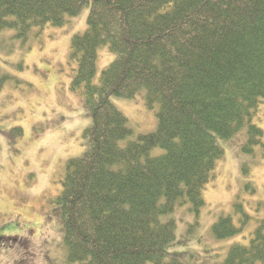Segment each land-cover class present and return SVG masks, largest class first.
Listing matches in <instances>:
<instances>
[{"label": "trees", "instance_id": "obj_1", "mask_svg": "<svg viewBox=\"0 0 264 264\" xmlns=\"http://www.w3.org/2000/svg\"><path fill=\"white\" fill-rule=\"evenodd\" d=\"M87 7L69 65L90 123L54 200L66 262L185 264L170 217L186 209L199 218L225 153L220 141L246 130L245 152L262 145L254 119L264 103V0H0V30L26 39ZM103 47L115 59L97 77ZM141 94L158 126L133 138L114 100ZM252 221L258 227L247 244H233L226 264H264V221L240 202L211 232L235 238Z\"/></svg>", "mask_w": 264, "mask_h": 264}, {"label": "rangeland", "instance_id": "obj_2", "mask_svg": "<svg viewBox=\"0 0 264 264\" xmlns=\"http://www.w3.org/2000/svg\"><path fill=\"white\" fill-rule=\"evenodd\" d=\"M89 11L26 39L0 30V264H68L54 200L66 164L83 152L90 123L83 96L71 89L69 65L71 40L87 28ZM114 59L108 47L99 50L97 77ZM114 103L129 119L133 138L157 130L156 114L142 94ZM254 123L264 132V103ZM261 139L255 153L243 150L246 130L220 141L225 153L203 192L206 206L199 218L186 209L170 217L177 222L173 249L185 264H226L233 244L248 243L259 225L254 221L235 238L217 240L211 232L221 215H234L238 202L251 218L264 221V135Z\"/></svg>", "mask_w": 264, "mask_h": 264}]
</instances>
